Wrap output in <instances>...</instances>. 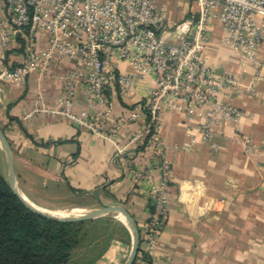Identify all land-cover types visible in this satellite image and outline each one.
I'll use <instances>...</instances> for the list:
<instances>
[{"label":"crops","instance_id":"crops-1","mask_svg":"<svg viewBox=\"0 0 264 264\" xmlns=\"http://www.w3.org/2000/svg\"><path fill=\"white\" fill-rule=\"evenodd\" d=\"M166 11L169 45L180 44L184 34L174 25L198 11L195 0H157ZM210 41L204 51L208 64L219 74H232L244 81L253 76L255 66L243 64L239 53L224 38L222 22L214 18L208 27ZM49 34L41 32L39 43L48 45ZM264 56V44L258 50ZM4 54L0 48V71L23 60V48ZM70 64L55 67L60 76ZM125 72L131 67L121 63ZM155 76L142 80L131 96L112 92L114 106L109 116L111 128L120 126L115 139L96 135L67 120L56 110L62 92L58 78L34 72L24 83H0V125L11 144L20 190L38 207L66 210L74 207L100 209L122 205L136 220L142 240L139 253L145 264H264V82L255 96L242 95L233 102L247 115L239 122L218 128L212 140H202L200 118L188 124L186 114L164 106L159 140L173 164L169 186V218L154 244L144 238L150 216L145 186H136L130 166L148 168L159 161L158 149L147 146L138 133L147 115L142 102L154 89ZM76 110L86 106L85 88L78 93ZM49 111L37 112L36 107ZM134 114L138 117L133 118ZM248 138L250 149L233 137ZM195 137V145L185 148ZM6 157L0 146V165ZM5 170V169H4ZM6 175L5 173H3ZM160 177V172H154ZM7 177V175H6ZM116 241L99 259L86 264H124L133 244ZM79 251H71L70 263H77Z\"/></svg>","mask_w":264,"mask_h":264},{"label":"built area","instance_id":"built-area-1","mask_svg":"<svg viewBox=\"0 0 264 264\" xmlns=\"http://www.w3.org/2000/svg\"><path fill=\"white\" fill-rule=\"evenodd\" d=\"M195 1L197 13L172 26L182 30V42L169 45L164 38L166 11L157 0H0L1 51L5 56L21 47L24 55L17 66L1 69L0 83H24L34 72L58 78L62 92L52 111L79 127L115 139L120 126L109 125L111 93L119 90L123 97L131 96L142 80L154 74L156 85L142 102L147 121L135 139L158 149L159 161L145 169L129 167L136 186H145L150 202L143 233L150 244L158 239L170 213L173 164L158 137L164 106L182 110L188 124L200 118L202 140H212L220 126L247 115L233 98L257 95L264 82V56L259 60L258 55L264 44V0ZM214 18L222 22L224 41L239 53L240 61L255 66L249 81L219 74L204 58ZM41 32L49 34L47 47L39 43ZM66 61L70 67L59 76L55 67ZM122 62L129 64L130 72L122 70ZM81 87L86 106L77 111ZM46 106L35 111H49ZM233 137L246 149L252 146L237 132ZM195 140L192 137L185 148L191 149ZM157 170L159 178L154 174ZM135 264H145L143 253H138Z\"/></svg>","mask_w":264,"mask_h":264},{"label":"trees","instance_id":"trees-1","mask_svg":"<svg viewBox=\"0 0 264 264\" xmlns=\"http://www.w3.org/2000/svg\"><path fill=\"white\" fill-rule=\"evenodd\" d=\"M84 223L56 221L32 211L0 172V264H67Z\"/></svg>","mask_w":264,"mask_h":264},{"label":"rangeland","instance_id":"rangeland-1","mask_svg":"<svg viewBox=\"0 0 264 264\" xmlns=\"http://www.w3.org/2000/svg\"><path fill=\"white\" fill-rule=\"evenodd\" d=\"M0 146L3 150L1 142ZM0 172L5 173L8 177L7 161L5 168L0 165ZM87 210L94 211L98 209L89 208ZM84 222L81 227V241L75 247L79 251L78 257H76L77 263L86 264L97 260L102 252L106 251L116 241L125 242L130 240L129 227L124 223V220L118 218L115 214L94 220H84ZM131 249L132 246L128 250L124 264L130 255ZM68 263H70V259Z\"/></svg>","mask_w":264,"mask_h":264},{"label":"water","instance_id":"water-1","mask_svg":"<svg viewBox=\"0 0 264 264\" xmlns=\"http://www.w3.org/2000/svg\"><path fill=\"white\" fill-rule=\"evenodd\" d=\"M0 142L2 144L7 166H8V177L7 179L10 182V185L15 192V194L20 198V200L32 211L43 215L49 219L56 220V221H62V222H75V221H84V220H94L98 219L104 216H109L113 214H117L118 216L123 217L127 222L129 223V227L133 234V244L132 249L130 252V255L126 261L125 264H134L139 248H140V242H141V234L138 227V224L132 214L122 205H105L102 208L94 211H89L84 214H80L77 216H59L56 214H53L51 212H47L46 210H43L42 208L35 205L32 201H30L24 193L20 190L15 166H14V156L13 151L11 148V144L4 132V129L0 125Z\"/></svg>","mask_w":264,"mask_h":264},{"label":"bare ground","instance_id":"bare-ground-1","mask_svg":"<svg viewBox=\"0 0 264 264\" xmlns=\"http://www.w3.org/2000/svg\"><path fill=\"white\" fill-rule=\"evenodd\" d=\"M42 208V207H40ZM43 210H46L47 212H51L53 214H56V215H59V216H77V215H80V214H84L86 212H89V210L85 209V208H79V207H74L72 209H66V210H48V209H44L42 208ZM116 216L122 220H124V223L129 227V223L127 222V220H125L123 217L121 216H118L116 214ZM130 228V227H129Z\"/></svg>","mask_w":264,"mask_h":264}]
</instances>
